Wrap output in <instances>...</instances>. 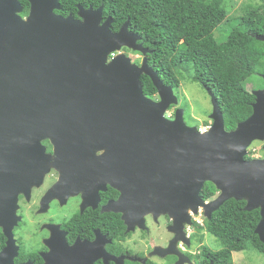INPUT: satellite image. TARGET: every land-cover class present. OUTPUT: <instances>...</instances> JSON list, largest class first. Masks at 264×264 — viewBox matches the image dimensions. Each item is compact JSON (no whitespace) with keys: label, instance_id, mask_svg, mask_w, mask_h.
Segmentation results:
<instances>
[{"label":"water","instance_id":"obj_1","mask_svg":"<svg viewBox=\"0 0 264 264\" xmlns=\"http://www.w3.org/2000/svg\"><path fill=\"white\" fill-rule=\"evenodd\" d=\"M27 1L30 11L23 16L22 0H0V116L11 114L6 108L22 98L27 109L13 113L35 107L32 126L42 132L36 139L53 141L66 139L62 134L71 130L56 126V116L72 118V143L86 145L88 152L89 140L101 139L106 154L116 164L121 159L120 181L113 185L123 195L138 196L144 212H169L174 231L183 221L193 223L189 210L198 213L203 207L210 219L228 199L245 200L246 210L260 209L256 233L264 242V154L247 157L254 141H264V87L252 90L253 112L233 130H227L216 95L207 87L213 122L202 130L186 123L182 107L173 118L167 115L180 103L179 96L148 64L151 50L129 29L130 20L114 31L113 18L104 19V6L79 4L76 17L56 12L61 0ZM256 37L264 41V34ZM123 47L141 52L142 63ZM113 52L118 53L110 58ZM143 74L151 77L159 98L145 94ZM38 107L43 111L37 112ZM58 131L63 133L57 136ZM6 176L0 175V224L10 234L19 187ZM207 181L218 189L208 203L201 197ZM10 192L15 194L13 213ZM10 249L0 252V264L13 263Z\"/></svg>","mask_w":264,"mask_h":264},{"label":"flooded vegetation","instance_id":"obj_2","mask_svg":"<svg viewBox=\"0 0 264 264\" xmlns=\"http://www.w3.org/2000/svg\"><path fill=\"white\" fill-rule=\"evenodd\" d=\"M22 101L0 116V129L7 127L0 133V175L19 187L15 212V194L8 198L15 213L10 234L0 224V252L11 247L12 264H221L208 232L196 226L205 224L196 223L199 212L189 210L193 223L183 221L174 231L169 212H144L138 196L113 185L120 181V157L116 164L101 139H90L85 152L86 145L72 143V118L62 121L60 115L56 126L71 130L56 135L66 139H36L42 132L32 126L35 107L13 113L27 109Z\"/></svg>","mask_w":264,"mask_h":264},{"label":"trees","instance_id":"obj_3","mask_svg":"<svg viewBox=\"0 0 264 264\" xmlns=\"http://www.w3.org/2000/svg\"><path fill=\"white\" fill-rule=\"evenodd\" d=\"M22 4L26 16L30 3L22 0ZM79 4L104 6V19L113 18L114 31L130 20L129 29L151 50L148 64L174 90L180 88L183 74L210 88L224 113L227 130L252 114L256 98L246 83L264 62V41L256 37L264 34V0L249 4L243 14L231 18L230 0H61L57 12L77 16ZM230 23L235 26L226 39L218 40L216 29L222 24L225 29ZM142 81L145 94L158 97L151 77L143 74ZM252 145L248 158L254 157ZM217 192L214 183L207 181L201 197L207 200ZM245 205V200L228 199L205 219L204 226L196 225L221 243V264H234V252L246 249L264 254V242L256 233L260 209L248 211Z\"/></svg>","mask_w":264,"mask_h":264},{"label":"rangeland","instance_id":"obj_4","mask_svg":"<svg viewBox=\"0 0 264 264\" xmlns=\"http://www.w3.org/2000/svg\"><path fill=\"white\" fill-rule=\"evenodd\" d=\"M262 0H230L231 10L228 15L231 17L239 16L245 12L249 4L256 5ZM235 23H230L225 27L220 25L216 29V36L218 40L224 41L230 33ZM134 62L141 64L143 61V54L139 51H126ZM182 83L179 89H175V93L179 95L180 103L173 105L174 107H182L185 109V121L189 125H197L202 130L208 129L212 124L211 113L213 111V103L206 87L198 82L193 81L187 74L181 75ZM250 90L261 89L264 87V62L256 68V73L250 76L246 83ZM158 97H156L157 99ZM175 113L174 110H168L167 115L171 117ZM254 150V157H262L264 154V141H254L252 143ZM250 149V148H249ZM208 244L212 249H220L222 247L219 240L212 234L208 233ZM234 264H264V254L259 253L255 249H246L240 252H234Z\"/></svg>","mask_w":264,"mask_h":264},{"label":"built area","instance_id":"obj_5","mask_svg":"<svg viewBox=\"0 0 264 264\" xmlns=\"http://www.w3.org/2000/svg\"><path fill=\"white\" fill-rule=\"evenodd\" d=\"M116 55V52H113L111 53L110 57H113ZM204 210L203 209H200V212H199V216L197 218H195L197 220V222L199 223H202L203 222V219H204Z\"/></svg>","mask_w":264,"mask_h":264},{"label":"clouds","instance_id":"obj_6","mask_svg":"<svg viewBox=\"0 0 264 264\" xmlns=\"http://www.w3.org/2000/svg\"><path fill=\"white\" fill-rule=\"evenodd\" d=\"M117 53H118V52H116V54H117ZM110 58H112V57H110ZM158 98H159V96H158ZM169 117H170V116H169ZM209 127H210V126H209ZM210 182H211V181H210ZM212 183H213V182H212ZM217 194H218V192H217ZM214 196H215V195H214ZM217 196H218V195H217ZM217 196H216V197H217ZM216 197H215V198H216ZM203 199H204V198H203ZM212 200H213V199H212ZM208 202H210V201H207V203H208ZM200 209H203V210H204L203 207H200ZM200 209H199V212H200ZM193 214H196V213L193 212ZM204 215H205V211H204ZM206 218H207V217H206V215H205V216H204V221H205ZM196 223H198L197 220H196Z\"/></svg>","mask_w":264,"mask_h":264}]
</instances>
